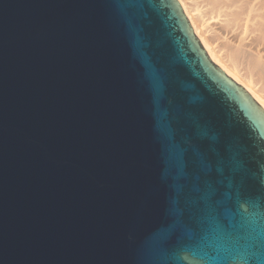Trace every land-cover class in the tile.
I'll use <instances>...</instances> for the list:
<instances>
[{
  "label": "water",
  "instance_id": "water-1",
  "mask_svg": "<svg viewBox=\"0 0 264 264\" xmlns=\"http://www.w3.org/2000/svg\"><path fill=\"white\" fill-rule=\"evenodd\" d=\"M0 264H264V108L178 0H0Z\"/></svg>",
  "mask_w": 264,
  "mask_h": 264
},
{
  "label": "bare ground",
  "instance_id": "bare-ground-1",
  "mask_svg": "<svg viewBox=\"0 0 264 264\" xmlns=\"http://www.w3.org/2000/svg\"><path fill=\"white\" fill-rule=\"evenodd\" d=\"M178 2L210 59L264 108V0Z\"/></svg>",
  "mask_w": 264,
  "mask_h": 264
},
{
  "label": "rangeland",
  "instance_id": "rangeland-1",
  "mask_svg": "<svg viewBox=\"0 0 264 264\" xmlns=\"http://www.w3.org/2000/svg\"><path fill=\"white\" fill-rule=\"evenodd\" d=\"M203 2H201V4H202ZM225 38H226V34L224 33V34H219V36H217L216 37V44H218V45H220L221 46V50L222 51H224L225 52V50H226V46H225V43H224V40H225ZM223 46H225V47H223ZM223 47V48H222Z\"/></svg>",
  "mask_w": 264,
  "mask_h": 264
}]
</instances>
